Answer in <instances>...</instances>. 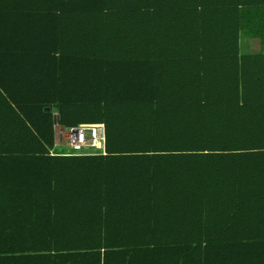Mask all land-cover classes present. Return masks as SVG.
<instances>
[{"label": "trees", "instance_id": "trees-1", "mask_svg": "<svg viewBox=\"0 0 264 264\" xmlns=\"http://www.w3.org/2000/svg\"><path fill=\"white\" fill-rule=\"evenodd\" d=\"M0 264H264V0H0Z\"/></svg>", "mask_w": 264, "mask_h": 264}, {"label": "built area", "instance_id": "built-area-1", "mask_svg": "<svg viewBox=\"0 0 264 264\" xmlns=\"http://www.w3.org/2000/svg\"><path fill=\"white\" fill-rule=\"evenodd\" d=\"M64 130H66V144L75 150L93 147L100 149L101 154H107L105 123H81Z\"/></svg>", "mask_w": 264, "mask_h": 264}, {"label": "rangeland", "instance_id": "rangeland-1", "mask_svg": "<svg viewBox=\"0 0 264 264\" xmlns=\"http://www.w3.org/2000/svg\"><path fill=\"white\" fill-rule=\"evenodd\" d=\"M58 147L60 148L59 150H63L66 152H71L72 149L69 146H65L66 144V130L61 129L58 133Z\"/></svg>", "mask_w": 264, "mask_h": 264}, {"label": "crops", "instance_id": "crops-1", "mask_svg": "<svg viewBox=\"0 0 264 264\" xmlns=\"http://www.w3.org/2000/svg\"><path fill=\"white\" fill-rule=\"evenodd\" d=\"M57 145L55 146V147H58V143H59V141H58V135H57ZM52 153H54V152H52Z\"/></svg>", "mask_w": 264, "mask_h": 264}]
</instances>
